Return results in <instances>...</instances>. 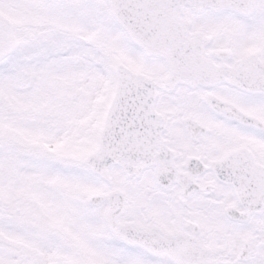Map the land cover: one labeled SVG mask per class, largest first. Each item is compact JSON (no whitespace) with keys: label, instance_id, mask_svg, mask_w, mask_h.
Instances as JSON below:
<instances>
[{"label":"snow or ice","instance_id":"1","mask_svg":"<svg viewBox=\"0 0 264 264\" xmlns=\"http://www.w3.org/2000/svg\"><path fill=\"white\" fill-rule=\"evenodd\" d=\"M0 264H264V0H0Z\"/></svg>","mask_w":264,"mask_h":264}]
</instances>
